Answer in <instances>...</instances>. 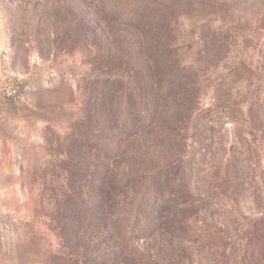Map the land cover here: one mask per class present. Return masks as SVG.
<instances>
[{
  "label": "rangeland",
  "instance_id": "rangeland-1",
  "mask_svg": "<svg viewBox=\"0 0 264 264\" xmlns=\"http://www.w3.org/2000/svg\"><path fill=\"white\" fill-rule=\"evenodd\" d=\"M155 3L174 15L161 21L162 44H155L160 49L171 42L178 49L174 58L159 56L164 61L157 67L179 56L196 73L198 93L187 111L182 96L170 98L150 130L123 141L127 153L140 156L118 159L111 165L113 177L127 178V198H136L153 169L179 167L182 182L207 205L203 217L219 238L209 243L195 236L190 242L165 234L171 245L163 247L166 242L140 237L135 250L147 254L146 264H167L170 255L179 262L183 253L193 264H215L221 254L231 261L249 246V227L253 256L247 264H264V0ZM76 11L73 0H0V264H63L59 257L70 256L78 238L88 239L68 221H61L62 228L50 218L55 198L68 189L62 157L54 154L57 135L83 113L88 79L117 67L127 45L121 40H128L131 29L118 27L120 42L103 24L81 35L73 27L93 21H77ZM146 55L137 49L134 62L124 57L118 75L125 91ZM67 164L70 172L87 171L77 160ZM223 236L229 241L225 249L217 245ZM202 246L197 262L194 249Z\"/></svg>",
  "mask_w": 264,
  "mask_h": 264
},
{
  "label": "trees",
  "instance_id": "trees-1",
  "mask_svg": "<svg viewBox=\"0 0 264 264\" xmlns=\"http://www.w3.org/2000/svg\"><path fill=\"white\" fill-rule=\"evenodd\" d=\"M151 2L73 0L77 8V21H93L91 25L77 24L73 27L75 33L85 35L95 32L103 24L107 27L106 32L116 35L120 42L119 26L127 28L128 25L131 32L128 40L126 37L121 40L124 43L127 41V45L116 57L117 67L88 79L84 87L85 101L81 116L69 123L68 131L62 137L52 130L60 139L54 154L57 158L62 157L61 169L68 189H62L58 200L55 198V214L52 213L50 218L60 223L61 227V221H68L81 234L88 236L85 241L77 239L76 249L70 256L59 257L65 260L63 264H146L147 254H139L134 246L140 237H151L153 241L159 239L163 243L166 242L163 240L165 234L167 238L185 237L190 242L194 241L195 236L209 243H215L219 238L216 227L203 217L207 205L182 182L179 167L165 165L153 169L149 177L144 179L140 195L136 198H127L131 186L127 178L121 180L113 177L111 165L118 159L128 162L140 156L136 151L127 153L123 141L128 142L139 132L150 130L158 119L161 105L170 98L182 96L187 102L184 104V110L187 111L191 96L195 97L198 93L196 73L192 67L182 66L179 56L172 65L160 69L157 67V62L164 61L158 59L159 56L174 58L178 49L171 42L160 49L156 45L162 44L157 38L161 21L173 20L174 15L170 7L157 3L151 6ZM216 35L217 32L214 35L215 42L220 39ZM137 49L145 51L147 55L142 61L143 66L135 68L133 72L134 85H129V90L125 91L124 77H120L118 72L124 57H127L128 62H134ZM115 97L117 107L113 104ZM150 132L161 139V135L155 131ZM49 149L54 148L50 145ZM83 154L86 159H83ZM69 159L84 164L87 171L70 172L67 164ZM86 193L90 195V200L85 201L86 198H83ZM252 235L248 227L245 238L249 246L242 247L240 259L225 261L228 257L221 254L223 260L215 264L250 263L253 256ZM261 238L264 240L263 235ZM169 242L162 246L171 245ZM228 242L223 236L217 245L225 249ZM203 247L194 249L193 256L197 262V256L201 254L198 253ZM260 255H264V251ZM174 259L170 255L167 264L194 262L189 253L179 255V262ZM149 264L156 263L151 261Z\"/></svg>",
  "mask_w": 264,
  "mask_h": 264
}]
</instances>
